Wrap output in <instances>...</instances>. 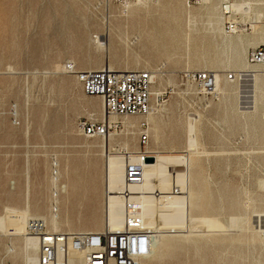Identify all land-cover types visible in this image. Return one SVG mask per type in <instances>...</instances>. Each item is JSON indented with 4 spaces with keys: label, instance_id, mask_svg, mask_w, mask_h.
<instances>
[{
    "label": "rangeland",
    "instance_id": "374dc122",
    "mask_svg": "<svg viewBox=\"0 0 264 264\" xmlns=\"http://www.w3.org/2000/svg\"><path fill=\"white\" fill-rule=\"evenodd\" d=\"M233 3L250 11L224 21L231 14L223 8ZM230 26L240 32L226 34ZM258 45L264 0H0V222L10 223H0V264H22L20 210L46 219L55 212L54 170L65 188L57 195L59 232L104 230L94 223L106 220L107 158L140 150L142 120L146 149L190 153L189 171L170 166L173 179L161 183L165 167L148 164L139 182L125 176L116 185L159 193L160 208L176 213L177 223L202 228L151 235L160 244L142 264H264V96L252 109L247 78L225 79L243 69L263 72L247 63ZM237 54L245 67L234 64ZM66 63L80 71H150L151 115L127 118L136 123L133 134L86 136L80 123L102 121V99L86 96L64 73ZM199 71L219 75L218 93L200 91L189 77ZM257 77L264 86V75Z\"/></svg>",
    "mask_w": 264,
    "mask_h": 264
},
{
    "label": "built area",
    "instance_id": "2783aa9c",
    "mask_svg": "<svg viewBox=\"0 0 264 264\" xmlns=\"http://www.w3.org/2000/svg\"><path fill=\"white\" fill-rule=\"evenodd\" d=\"M247 62L252 66L264 67V45L251 48ZM64 73L76 79L86 96L101 97L108 116L142 118L152 110L150 71H112L105 67L80 71L74 64L66 63ZM189 77L200 91L211 90V72H194ZM226 80H236L235 73H229ZM11 112L16 123V109ZM80 128L86 136L97 138L121 131L120 125L104 120L85 121L80 123ZM136 130L140 150L135 153L136 159L126 164L125 174L129 183L139 182V169L150 156L146 149L149 142L146 123L139 121ZM26 234L37 242V264H70L73 254L81 255L80 264H142L149 255L151 244V233L143 229L138 209L129 201L124 207V223L120 231L56 233L48 230L42 221L31 220L27 224Z\"/></svg>",
    "mask_w": 264,
    "mask_h": 264
},
{
    "label": "bare ground",
    "instance_id": "6f19581e",
    "mask_svg": "<svg viewBox=\"0 0 264 264\" xmlns=\"http://www.w3.org/2000/svg\"><path fill=\"white\" fill-rule=\"evenodd\" d=\"M201 1H202V3H205L207 0H201ZM223 9H224V14H227V13L231 14L230 16H227V17L223 16L224 21L231 18L233 13H235V14L242 13V14L246 15L250 11V7L248 4H240L239 5V4L233 3L232 5H230V6L228 5V6L224 7ZM259 17L260 16H258V18ZM233 22H235V21H233ZM220 24H221V22H219L218 20H213L210 23L213 31H215V32H220V29H219ZM237 26H235L232 29L227 30V31L224 30V32L228 35L236 34V33L240 32V29ZM253 28H256V26H253ZM261 39L262 38H260V37H254L253 43L261 41ZM237 42H238V44H240L242 46L246 43L243 38H238ZM223 43L227 44L230 47H233L235 45L233 43V41H228V42L224 41ZM99 44L101 46H104V43L100 42ZM242 49H243V47H242ZM105 50L107 52H108V50H110V44L107 46L105 45ZM241 62H242V59H241L240 55L237 54L236 57L234 58V64L236 66L238 64H240V65L242 64L243 66L242 65L241 66L245 67L244 63H241ZM254 67H257V66H254ZM64 68H65V65L63 67V70H64ZM106 68H108L109 70H112L110 67H106ZM258 68H262L263 72L258 71V70H248V69L247 70L243 69L241 71L235 72L236 79L237 78L238 79L247 78L246 82H249L248 87H249V93L251 94L250 98H251V103H252V109H257V107H258L257 102H260L264 96V86H263L260 78L257 77L260 74L264 75V67H258ZM227 75L228 74H225V79H226ZM153 81H154V75H152V84H153ZM151 87H152V85H151ZM211 90L213 92H216V93H218V91H219V75H217L216 73L213 75ZM94 97H96V96H94ZM161 108H162V106H158V107H156L155 110L156 111L162 110ZM152 110L148 115L142 117L141 120L143 118H146L149 115H151ZM102 114H103L102 120H104L105 122H109L110 124L120 125L121 130L125 129L127 132L129 131L132 134L135 133L136 123L135 122L129 123L127 120L128 117L108 116L103 108H102ZM138 118H140V117H138ZM143 122H145V121H143ZM146 125H148V124L146 123ZM146 131L149 135L148 126H147ZM116 132H118V131H116ZM116 132H110L109 135L106 136V138H110L111 135L115 134ZM137 152H129L127 150L126 152H124L125 154L121 153V155L120 154H118V155L109 154V156L107 158V163H106V170H107V182H106L107 186L105 189L106 190V220L104 221V223H99V222L94 223V227L99 228L102 226L104 228V230H108V231H120V230H122L123 223H124V207H125L127 201H129V202L133 203L135 205V207L138 209V214L142 220L143 229L150 232L151 235L161 236V232L162 231L167 232V230L174 232V231H179L182 229L183 230L184 229L190 230V229L201 228V227H198V226L194 225L193 223L187 222V221L186 222L184 221L182 223H177L175 221L176 213H174L172 211L163 210L160 208L159 201H158L159 200V198H158L159 193H154L152 195L146 194V193L145 194L144 193H136L134 191H131L130 187H128L127 184L125 186H122V187H121V185L120 186L116 185L118 178H120L121 184L124 185L123 183H125V181L124 180L122 181L121 178L126 176V174H125L126 164L128 161H134L136 159L135 153H137ZM149 153H150V156L148 158H151V161L150 162L145 161L141 165V168L139 169V171L143 170L145 167H149L148 164H150V165L154 164L155 166H158V167H159V164H161L166 169L161 183H166V181L168 182L171 179H173L175 173H171V171L169 170L170 166H183L185 168V170L182 171V173H188V171H189V165L191 163V160L189 157L190 153H188V152L184 155L183 154L182 155L181 154L180 155H178V154L177 155H162L160 153H153V152H149ZM119 171H120V173H118ZM176 173H180V172H176ZM59 178H60V174L56 170H54L50 183H51V189L55 195V199H54L55 212L53 211L52 213H50L49 219H46L44 217H42V218L41 217L40 218L29 217V215L26 214L25 221H24V231H23V235H22L24 237V240L22 241V244L18 248L19 254L22 255V264H37L38 245H37V242L34 238H32L26 234V227H27L28 222H30L31 220H40L47 226L48 230H50L52 232H56V233H61V232H59V229L63 226V222L60 219V215L58 213L57 195H59V193L65 194V188L63 185L60 186L58 184ZM143 182L144 181L142 180V182H140V183H143ZM126 183L133 184V183H129L127 181V177H126ZM26 208H27V212H28L29 211L28 206H26ZM95 230L98 231L97 229H95ZM200 230H202V228ZM203 231H204V229H203ZM84 232H94V231L87 230V231H75V232H68V233H84ZM186 233H188V232H186ZM263 234H264V232H263ZM159 244L160 243L151 242L150 252H149V255L147 256L146 259L151 257V254L157 249ZM80 259H81L80 254H73L70 257V264H80Z\"/></svg>",
    "mask_w": 264,
    "mask_h": 264
},
{
    "label": "crops",
    "instance_id": "0c3cea01",
    "mask_svg": "<svg viewBox=\"0 0 264 264\" xmlns=\"http://www.w3.org/2000/svg\"><path fill=\"white\" fill-rule=\"evenodd\" d=\"M93 99H95V100H97V101H100V97H93ZM102 112V111H101ZM102 118H103V114H102ZM29 213V211L27 212V208L25 207V209H23V210H20L19 211V215L22 217V218H24V221H25V217H26V214L27 215H29L28 214ZM9 218V213H7L6 214V217L5 218H3V219H8ZM1 224H10V223H8L7 221L6 222H0ZM95 232V231H94Z\"/></svg>",
    "mask_w": 264,
    "mask_h": 264
},
{
    "label": "water",
    "instance_id": "95a60500",
    "mask_svg": "<svg viewBox=\"0 0 264 264\" xmlns=\"http://www.w3.org/2000/svg\"><path fill=\"white\" fill-rule=\"evenodd\" d=\"M150 161H151V158H147V159H146V162H150Z\"/></svg>",
    "mask_w": 264,
    "mask_h": 264
}]
</instances>
